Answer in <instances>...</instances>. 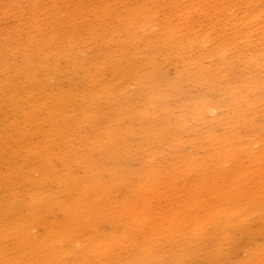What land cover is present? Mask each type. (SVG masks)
I'll return each instance as SVG.
<instances>
[{
	"label": "rangeland",
	"instance_id": "374dc122",
	"mask_svg": "<svg viewBox=\"0 0 264 264\" xmlns=\"http://www.w3.org/2000/svg\"><path fill=\"white\" fill-rule=\"evenodd\" d=\"M263 12L0 0V264H264Z\"/></svg>",
	"mask_w": 264,
	"mask_h": 264
},
{
	"label": "bare ground",
	"instance_id": "6f19581e",
	"mask_svg": "<svg viewBox=\"0 0 264 264\" xmlns=\"http://www.w3.org/2000/svg\"><path fill=\"white\" fill-rule=\"evenodd\" d=\"M188 5V4H187ZM194 5V4H193ZM262 5V4H261ZM255 9V8H254ZM186 10V9H185ZM191 10V9H190ZM194 10V9H193ZM261 11H262V9H261ZM261 11L259 12L258 11V13L256 12V14L254 15V19L255 18H257L258 16L260 17V14H261ZM264 13V12H263ZM159 15V14H158ZM189 15H190V13H189ZM244 16V15H243ZM249 16V15H248ZM252 16V15H251ZM87 17V16H86ZM180 17V16H179ZM203 17V16H202ZM178 18V17H177ZM245 18H247V17H245ZM252 17H249L248 18V20H250ZM264 18V17H263ZM243 19V18H242ZM241 19V20H242ZM257 19H259V18H257ZM261 19V18H260ZM211 21V20H210ZM246 22V21H245ZM249 22H252V21H249ZM256 22V21H255ZM248 23V22H247ZM257 23V22H256ZM258 23H259V21H258ZM169 24V23H168ZM204 24H205V22H204ZM246 24V23H245ZM255 24V23H254ZM248 25H250V24H248ZM199 26H201V25H199ZM207 26V25H206ZM229 26V25H228ZM205 27V26H204ZM217 27H219V26H217ZM221 27V26H220ZM232 27V26H231ZM256 27V26H255ZM225 28H227V27H225ZM239 28H240V26H239ZM202 29V28H201ZM264 29V28H263ZM243 30V29H242ZM254 30V29H253ZM262 30V29H261ZM202 31V30H201ZM220 31V30H219ZM241 31V30H240ZM239 32V31H238ZM241 32H243V31H241ZM241 32H240V36H243V35H245V37H246V34H245V32H244V34L243 35H241ZM95 33V32H94ZM237 33V32H236ZM236 35V37H237V35L238 34H235ZM249 35V34H248ZM86 37V36H85ZM235 37V36H234ZM228 38V37H227ZM239 38V37H238ZM242 38H244V36L242 37ZM241 37H240V40L242 39ZM198 39V38H197ZM220 39V38H219ZM236 39V38H235ZM246 39L247 38H245L244 40L246 41ZM249 39V38H248ZM205 40V39H204ZM237 40V39H236ZM255 40V39H254ZM200 41V40H199ZM192 42V41H191ZM239 42V41H238ZM185 43H186V41H185ZM198 43V42H197ZM200 43V42H199ZM201 43H206L205 41H201ZM242 43H243V41H242ZM245 43V42H244ZM243 43V44H244ZM248 43H250L249 41H248ZM188 44V43H187ZM241 44V43H240ZM192 45V44H191ZM200 45V44H199ZM203 45V44H202ZM207 45V44H206ZM222 45V44H221ZM226 45H228V44H226ZM246 45V44H245ZM244 45V46H245ZM188 46V45H187ZM210 46V45H209ZM213 46V45H212ZM237 46V45H236ZM243 46V47H244ZM37 47V46H36ZM227 47V46H226ZM249 48V47H248ZM27 49V48H26ZM74 49V48H73ZM201 50V49H200ZM250 50V52H252L251 51V48L249 49ZM249 50H246V52L247 51H249ZM243 51V50H242ZM203 53V52H202ZM245 54V53H244ZM263 56V55H262ZM251 57V56H250ZM252 57H253V55H252ZM251 57V58H252ZM250 58V59H251ZM226 61V60H225ZM226 63V62H225ZM48 67V66H47ZM60 71V70H59ZM129 71V70H128ZM48 74V73H47ZM78 77V76H77ZM81 77V76H80ZM252 78V77H251ZM79 79V78H78ZM93 80V79H92ZM70 81H72V79L70 80ZM79 81V80H78ZM144 82V81H143ZM228 86V85H227ZM71 87V86H70ZM174 87V86H173ZM73 88V87H72ZM155 91V90H154ZM12 93V92H11ZM172 93V92H171ZM26 94V93H25ZM190 95V94H189ZM90 96V95H89ZM11 97H12V95H11ZM190 97V96H189ZM188 97V98H189ZM63 99V98H62ZM95 100V99H94ZM189 102V101H188ZM52 108V107H51ZM71 111V110H70ZM63 114V113H62ZM80 114V113H79ZM74 115V114H73ZM77 116V115H76ZM235 120V119H234ZM190 122V121H189ZM248 124V123H247ZM161 125V124H160ZM241 132V131H240ZM231 136V135H230ZM224 137V136H223ZM227 138V140H226V142H225V146H226V148H228L231 144H234L233 143V141H232V139L229 137V136H227L226 137ZM246 143V142H245ZM241 144V143H240ZM236 145V144H235ZM246 146H248V145H246ZM230 151V150H229ZM225 153V152H224ZM229 153V152H228ZM8 166V165H7ZM192 166V165H191ZM17 169V168H16ZM6 170V169H5ZM56 170V169H55ZM256 171H258V170H256ZM1 172V171H0ZM7 172V171H6ZM254 172V171H253ZM219 176V175H218ZM254 187V186H253ZM225 188V187H224ZM143 198V197H142ZM249 201V200H248ZM137 205V204H136ZM139 206V205H138ZM117 210V209H116ZM245 210V209H244ZM134 213V212H133ZM231 213V212H230ZM248 213V212H247ZM227 214V213H226ZM134 215V214H133ZM254 216V215H253ZM242 217V216H241ZM240 218V217H239ZM237 222V221H236ZM232 224V223H231ZM217 228V227H216ZM216 228H215V230H216ZM160 232V231H159ZM231 236V235H230ZM248 238V237H247ZM254 246V245H253ZM160 254V253H159Z\"/></svg>",
	"mask_w": 264,
	"mask_h": 264
}]
</instances>
